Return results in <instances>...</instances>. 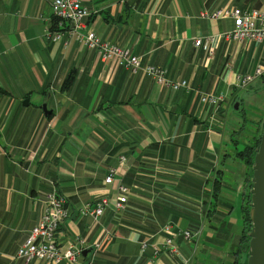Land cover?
I'll return each mask as SVG.
<instances>
[{
	"label": "crops",
	"instance_id": "0c3cea01",
	"mask_svg": "<svg viewBox=\"0 0 264 264\" xmlns=\"http://www.w3.org/2000/svg\"><path fill=\"white\" fill-rule=\"evenodd\" d=\"M51 2L0 0V264H25L17 249L52 190L65 197L69 213L57 245L82 239L87 250L76 264H205L207 256L232 264L230 248L240 245L243 228L244 171L226 151V105L238 91L264 84L263 74L245 88L234 86L236 73L251 75L264 64V43L223 39L232 20L200 13L264 11V0H83L86 29L189 85L178 90L102 62L54 26ZM54 31L59 41L48 35ZM206 38L210 59L194 45ZM209 92L226 97L212 125L200 102V93ZM112 169L114 185H107ZM117 183L129 190L124 211L109 206L98 221L79 217L82 205L113 200ZM167 224L197 235L192 249L190 241L174 239L180 258L164 253ZM141 241L148 243L143 252Z\"/></svg>",
	"mask_w": 264,
	"mask_h": 264
},
{
	"label": "built area",
	"instance_id": "2783aa9c",
	"mask_svg": "<svg viewBox=\"0 0 264 264\" xmlns=\"http://www.w3.org/2000/svg\"><path fill=\"white\" fill-rule=\"evenodd\" d=\"M123 1V0H122ZM51 8L56 27L65 30L70 36L82 43L88 49L97 51L99 58L104 63L114 69L124 67L132 72L140 71L142 74L152 77L160 86L178 90L180 88H189L185 81L173 82L165 76V71L159 67L151 65H141L139 57L130 53L126 48L102 41L91 29H86L85 22L90 13L83 5V0H52ZM200 17L203 19H231L233 29L223 33V39H232L235 42L251 41L255 43H264V11L240 10L237 8L218 9L213 12L202 11ZM54 42L59 41L61 33L54 31L48 33ZM196 47L201 46L204 49L206 58L213 56L212 40L197 39L194 41ZM264 74V64L258 65L253 74H239L234 76V86L245 88L256 78ZM223 93H200V102L208 113L209 123L212 125L215 121L216 114L225 100ZM124 163V158H120V164ZM116 171L110 170L104 183L114 185V175ZM117 195L113 200L103 197L96 201L93 206L86 203L79 210V217L91 216L95 221L101 217L104 210L109 206L114 212L125 210L126 197L129 190L123 185L117 183L115 186ZM69 213L65 206V197L58 194L55 190L47 193L43 202L42 214L37 224L30 230L24 242L19 246L16 252V258H19L28 264L30 262H46L57 264L65 261L67 264H76V260L81 257L83 250L86 248L82 239H75L66 244L65 247L57 245L58 230L68 218ZM165 235L162 243L164 253L170 257L180 258L179 250L174 243L176 237L184 241H190L195 233L190 231L174 229L167 224L161 229ZM191 243V242H190ZM192 244V243H191ZM99 243L93 246L92 250L99 248ZM148 247L147 241L140 242V251L143 252ZM190 249L192 247L190 246ZM159 255L157 246H153V257ZM181 264H184L181 261Z\"/></svg>",
	"mask_w": 264,
	"mask_h": 264
},
{
	"label": "rangeland",
	"instance_id": "374dc122",
	"mask_svg": "<svg viewBox=\"0 0 264 264\" xmlns=\"http://www.w3.org/2000/svg\"><path fill=\"white\" fill-rule=\"evenodd\" d=\"M240 100L242 101L240 102ZM235 103H238L237 109L234 108ZM235 103L233 104L231 102L230 104L226 105L227 112L225 119L227 123L225 126V133L227 134V138H229V140L227 141L228 144L226 146V151L228 150L229 152H231V154H233L234 148H236L238 151L242 150L245 143L247 142L246 139L249 138V134L254 133L256 128L254 122L257 119L254 116H256L257 113H260L259 112L260 110H261V117L264 114V84L253 86L250 90L238 91L236 93ZM229 162L231 163V161ZM240 164L242 165L240 160H236V163L234 164L238 171L240 170L241 167ZM242 171H244V169ZM243 175H244L243 173H240V179L241 178L243 179ZM241 193L242 194L244 193L243 187ZM236 216L239 217V212L236 213ZM193 245L194 244L190 243V246L192 248ZM228 248L229 247H227V250ZM214 255H218V252H216V250H213L212 252V257H214ZM242 256L243 255L239 256L240 257L238 259L239 261H242ZM225 259L226 258L224 257V260ZM205 260L207 261L205 262V264H214L209 259L208 256L205 258Z\"/></svg>",
	"mask_w": 264,
	"mask_h": 264
},
{
	"label": "water",
	"instance_id": "95a60500",
	"mask_svg": "<svg viewBox=\"0 0 264 264\" xmlns=\"http://www.w3.org/2000/svg\"><path fill=\"white\" fill-rule=\"evenodd\" d=\"M234 108H238V103L234 104ZM41 109L48 113L45 104ZM249 218L251 230L248 234L246 264H264V122L252 165Z\"/></svg>",
	"mask_w": 264,
	"mask_h": 264
},
{
	"label": "trees",
	"instance_id": "16d2710c",
	"mask_svg": "<svg viewBox=\"0 0 264 264\" xmlns=\"http://www.w3.org/2000/svg\"><path fill=\"white\" fill-rule=\"evenodd\" d=\"M54 26H56L55 20H54ZM263 120H264V114L259 119V121H257L258 124L256 125L254 133L249 134V138L246 139L247 142L245 143L242 150L238 151L236 148H234L233 154H231V152H229L228 154L229 157H231L232 159L240 160L242 163V167L244 169L243 185H242L244 193H243V204L241 208L243 228H242L240 245L236 247H233L232 245L230 248L231 253L237 256L235 257V260L232 262V264H246L247 262V249H248V241H249L248 234L251 230L249 210H250V189H251L252 165H253L255 151L260 141V134L262 130ZM195 239H197V235L194 236L191 240H195ZM240 254L243 255L242 261L238 260L240 258L239 257Z\"/></svg>",
	"mask_w": 264,
	"mask_h": 264
}]
</instances>
